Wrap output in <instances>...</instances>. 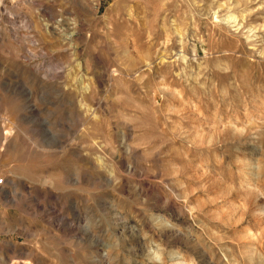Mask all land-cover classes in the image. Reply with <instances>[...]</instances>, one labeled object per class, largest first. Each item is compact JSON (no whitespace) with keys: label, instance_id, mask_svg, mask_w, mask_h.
<instances>
[{"label":"rangeland","instance_id":"1","mask_svg":"<svg viewBox=\"0 0 264 264\" xmlns=\"http://www.w3.org/2000/svg\"><path fill=\"white\" fill-rule=\"evenodd\" d=\"M3 4L0 264H264V0Z\"/></svg>","mask_w":264,"mask_h":264},{"label":"bare ground","instance_id":"2","mask_svg":"<svg viewBox=\"0 0 264 264\" xmlns=\"http://www.w3.org/2000/svg\"><path fill=\"white\" fill-rule=\"evenodd\" d=\"M14 1L15 0H0V3L1 4H3V3H6L7 5H8V10L9 9H12L13 8V6H14ZM4 5V4H3ZM6 6V5H5ZM3 7V6H2ZM6 8V7H5ZM12 13L11 12H9V16L10 17H12ZM232 19V20H231ZM9 20H11V19H9ZM229 20V19H228ZM230 20H231V22H234L235 21V18L234 17H230ZM235 25H239V23H236ZM237 27V26H236Z\"/></svg>","mask_w":264,"mask_h":264},{"label":"built area","instance_id":"3","mask_svg":"<svg viewBox=\"0 0 264 264\" xmlns=\"http://www.w3.org/2000/svg\"><path fill=\"white\" fill-rule=\"evenodd\" d=\"M0 182H1V180H0Z\"/></svg>","mask_w":264,"mask_h":264}]
</instances>
